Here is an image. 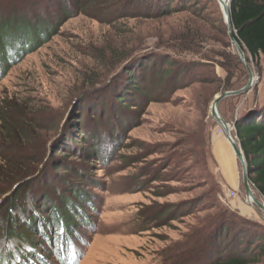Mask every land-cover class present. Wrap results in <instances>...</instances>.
<instances>
[{
  "label": "rangeland",
  "instance_id": "rangeland-1",
  "mask_svg": "<svg viewBox=\"0 0 264 264\" xmlns=\"http://www.w3.org/2000/svg\"><path fill=\"white\" fill-rule=\"evenodd\" d=\"M0 3V19L50 30L0 72V111L10 115L16 104L12 115L27 119V136L1 145L36 165L33 175L0 192V264H67L72 257L60 262L55 255L62 234L55 225L44 229L53 207L68 213L65 198L76 204L72 264H212L237 250L259 253L264 212L248 203L240 165L238 198L249 208H233L211 159L218 126L211 104L248 77L216 0ZM166 7V15L142 14ZM248 64L256 83L217 107L236 143L240 112L264 106V53ZM139 66L146 68L142 93L126 84ZM160 69H169L162 80L154 78ZM88 148L100 156L90 157ZM8 197L15 204H4ZM10 222L13 233L6 231ZM22 224L31 228L29 239L17 233ZM251 259L264 264L263 254Z\"/></svg>",
  "mask_w": 264,
  "mask_h": 264
},
{
  "label": "trees",
  "instance_id": "trees-1",
  "mask_svg": "<svg viewBox=\"0 0 264 264\" xmlns=\"http://www.w3.org/2000/svg\"><path fill=\"white\" fill-rule=\"evenodd\" d=\"M5 5V3H0V7L4 9ZM166 8V11H161L157 8L154 10L155 12L151 11L146 13L145 11L142 14H148V16H162L169 14L172 10L170 7ZM142 14L141 16H143ZM229 17L232 25V34L245 53V60L247 63L255 61L258 64L260 54L264 53V0H230ZM43 26L42 24L37 29L33 24H28L27 21L21 19H0L1 73L7 67L5 64L9 65L12 62V56H14L15 60L25 52L31 51L32 47L37 42H41L46 35H49L50 30L46 27L42 28ZM7 59L10 60V63H6ZM168 70L169 69H160L154 78L156 79L157 77L158 80H162L167 77V74L169 75ZM145 72L146 68L140 66L135 70L133 69L132 73L130 72L126 83L129 90L142 93L143 88L141 87V83H144L143 79L145 76L144 74H146ZM15 105L9 106V110L14 114L17 113L16 108L18 109V107L14 108ZM0 113V192H3L5 188V191H7L18 181L25 179L24 177L27 178L33 175L36 171V165L22 164V160L15 156L17 153H11L9 155L8 153L11 151L9 147L1 145L4 139L5 141L8 138L9 140H15L14 138H20V140H22V138L27 136L25 130H22V123L27 124V119L23 117L24 114L17 117L12 115V113L10 115H6L7 113L4 114L1 111ZM234 129L238 144L245 156L249 181L255 190L260 195L264 196V106H261L248 116L236 119L234 122ZM87 154H89L90 157L100 156L97 148H88ZM77 195L80 196V192ZM7 200H10V204H15V201L9 197L5 199L3 203L9 204ZM65 200L68 213L59 212L56 207H53V212L51 210L49 217L44 218V220L48 222L44 229L51 225L56 226L55 233L58 232V234L62 235L56 240L58 248H60V254L59 251H56L55 255L60 262L64 261L65 256L72 257L67 261V264H72L75 259H73V257L75 256L73 255L74 246L71 238L72 235L69 234V232H71L70 228H73L71 220H76V216L72 213V207L76 204L74 202L68 204V198H65ZM69 201H71V199H69ZM34 205L39 208L37 202ZM22 206L24 207V205ZM9 211V213L12 214L14 208H10ZM12 220L14 219L10 218V221ZM10 225L11 222L6 226V231L15 232L9 228ZM22 225L23 228H18L17 233L24 239H29L30 236L27 234L31 233V228L28 224ZM67 234L70 240L66 248H63V237ZM258 248L259 253H247L246 250H237L226 255L221 254L215 256L223 258L215 260L212 264H248L252 261L251 258L259 257L260 254L264 255V246H259ZM63 251L66 255H63ZM193 257H212V254L203 255L202 253L196 252Z\"/></svg>",
  "mask_w": 264,
  "mask_h": 264
},
{
  "label": "water",
  "instance_id": "water-1",
  "mask_svg": "<svg viewBox=\"0 0 264 264\" xmlns=\"http://www.w3.org/2000/svg\"><path fill=\"white\" fill-rule=\"evenodd\" d=\"M229 1L230 0H228V4L226 6H223L222 16H223L224 22H225L226 27H227V33H228L229 39H230L231 43L234 45L236 53H237L240 61L244 64V66L247 70L248 77H247L246 83L242 87L235 89V90L225 91L224 93L218 95L213 100V102L211 104L210 114L213 117V119L216 121V123L223 129L225 138L230 143V145H231V147H232V149H233V151L237 157L238 163L240 165L241 181H242V185L244 188V193H245L246 199H248L249 196L252 197L254 203L259 208H261V210L264 212V205L259 200H257L255 197H253V188H252L251 182L249 181V177H248V173H247V164H246L244 153H243L242 149L240 148L239 144L236 143L234 138L232 137V135L230 133V129H229V124L220 116L218 109H217L220 100H222L223 98H225L227 96L240 95L242 93H246L256 83V77L253 75L251 67L249 66V64L245 60L244 52L232 34V25H231V21H230V17H229ZM252 112H253V110H251L250 108H248L246 110L243 109L240 112L239 117L248 116Z\"/></svg>",
  "mask_w": 264,
  "mask_h": 264
},
{
  "label": "crops",
  "instance_id": "crops-1",
  "mask_svg": "<svg viewBox=\"0 0 264 264\" xmlns=\"http://www.w3.org/2000/svg\"><path fill=\"white\" fill-rule=\"evenodd\" d=\"M209 142L212 153L211 159L215 168V178L221 193L229 199V203L233 208L242 213L247 212L249 206L245 201L238 198L240 188L239 163L232 147L225 137L217 131L211 135ZM230 192H233V196L229 194ZM248 213H251V211H248Z\"/></svg>",
  "mask_w": 264,
  "mask_h": 264
},
{
  "label": "bare ground",
  "instance_id": "bare-ground-1",
  "mask_svg": "<svg viewBox=\"0 0 264 264\" xmlns=\"http://www.w3.org/2000/svg\"><path fill=\"white\" fill-rule=\"evenodd\" d=\"M216 2L218 3L219 5V8L222 12L223 10V6H226L228 4V0H216ZM229 129H230V126H229ZM224 132V131H223ZM228 141V140H227ZM229 143V142H228ZM230 144V143H229ZM231 146V145H230ZM254 196V195H253ZM255 197V196H254ZM248 200V203L252 205V203H254L253 201V198L249 196V198L247 199ZM264 205V203H263Z\"/></svg>",
  "mask_w": 264,
  "mask_h": 264
},
{
  "label": "built area",
  "instance_id": "built-area-1",
  "mask_svg": "<svg viewBox=\"0 0 264 264\" xmlns=\"http://www.w3.org/2000/svg\"><path fill=\"white\" fill-rule=\"evenodd\" d=\"M217 132L220 133V134L223 133L222 128L219 125L217 126ZM231 194H233V193H231Z\"/></svg>",
  "mask_w": 264,
  "mask_h": 264
}]
</instances>
